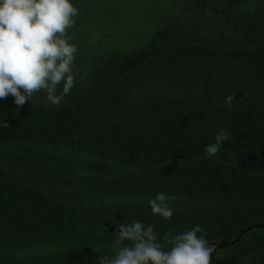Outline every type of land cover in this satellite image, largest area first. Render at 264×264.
<instances>
[{"label": "trees", "instance_id": "1", "mask_svg": "<svg viewBox=\"0 0 264 264\" xmlns=\"http://www.w3.org/2000/svg\"><path fill=\"white\" fill-rule=\"evenodd\" d=\"M72 3L71 94L0 99V264H99L137 221L164 250L241 233L216 255L264 264V0Z\"/></svg>", "mask_w": 264, "mask_h": 264}, {"label": "clouds", "instance_id": "2", "mask_svg": "<svg viewBox=\"0 0 264 264\" xmlns=\"http://www.w3.org/2000/svg\"><path fill=\"white\" fill-rule=\"evenodd\" d=\"M78 15L72 0H0V99L12 96L21 108L29 101L35 104L34 96L43 92L44 106H60L75 83L77 48L67 37ZM234 99L229 95L224 103L230 108ZM3 126H8L7 121ZM228 139L227 131L217 132L215 143L206 146V156L216 155ZM168 200L164 193L150 199L153 214L170 219L173 210ZM203 232L197 225L174 236L166 234L164 241L171 247L164 250L152 226L138 221L120 224L112 254L101 256L99 264H211L215 248L198 235Z\"/></svg>", "mask_w": 264, "mask_h": 264}, {"label": "water", "instance_id": "3", "mask_svg": "<svg viewBox=\"0 0 264 264\" xmlns=\"http://www.w3.org/2000/svg\"><path fill=\"white\" fill-rule=\"evenodd\" d=\"M257 225L264 227V223H258ZM247 229H250V227H248ZM242 232H244V230ZM240 234L241 233H239L233 240H237ZM230 237L231 235H228L226 238H219V239L209 242L215 248V251L212 254L211 264H253V263H248V262L237 261L230 257L222 258L216 255V252L220 247L226 246L227 244L233 242V240L229 239Z\"/></svg>", "mask_w": 264, "mask_h": 264}]
</instances>
